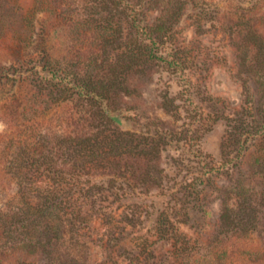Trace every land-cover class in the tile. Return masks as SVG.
Wrapping results in <instances>:
<instances>
[{"label": "rangeland", "instance_id": "374dc122", "mask_svg": "<svg viewBox=\"0 0 264 264\" xmlns=\"http://www.w3.org/2000/svg\"><path fill=\"white\" fill-rule=\"evenodd\" d=\"M249 13L264 31V0H0V264H264ZM102 110L129 141L84 156Z\"/></svg>", "mask_w": 264, "mask_h": 264}, {"label": "trees", "instance_id": "16d2710c", "mask_svg": "<svg viewBox=\"0 0 264 264\" xmlns=\"http://www.w3.org/2000/svg\"><path fill=\"white\" fill-rule=\"evenodd\" d=\"M248 10H250V8ZM249 14H239L237 15L236 19H239V22H243V28H245L246 30V32H244L245 38L248 37L251 43V47L255 49V52L253 53L254 56L251 57V59L253 58L251 62H253L252 64H254L258 61V65L262 67L259 68V70L261 69V74L264 77V31L260 30L258 26L251 22L253 20L252 18H255L256 15L252 13ZM240 32H242V29L239 30V33ZM74 90L77 96L85 98L89 101L95 100V95H99L98 97L101 99V101H104V99H108L107 96L103 94V92H95L96 87L91 82L83 83L79 87H74ZM101 113L102 120L100 125L102 132H104L103 139L98 140L97 137L92 138L90 136H84L80 138L69 137V143L75 150L83 151L82 149H84V151L82 152L84 156L90 155V153L92 154L94 151H96L95 148L97 147H99V152L106 153L107 151L112 150V146L115 145V142L116 145H125L129 141L127 140L130 136L129 133L125 131H119V129L114 125L113 120L109 117L108 113L105 110H102ZM118 139L121 142H117ZM97 140L98 143H96ZM36 206L38 209V205ZM40 211V209L37 210L39 214ZM33 239L34 238L32 236H28L25 239V243L30 245Z\"/></svg>", "mask_w": 264, "mask_h": 264}]
</instances>
